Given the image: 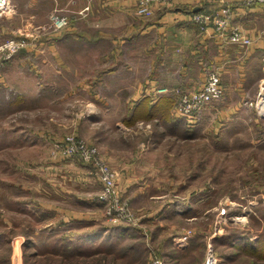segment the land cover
<instances>
[{"label":"rangeland","instance_id":"374dc122","mask_svg":"<svg viewBox=\"0 0 264 264\" xmlns=\"http://www.w3.org/2000/svg\"><path fill=\"white\" fill-rule=\"evenodd\" d=\"M71 21L69 17V24L60 30L51 29L48 21L46 29L37 33L8 24L0 27H4L0 43L19 31L28 40L9 59L24 61L19 69L12 68L14 81L5 72L7 84H0V264H147L151 254L161 252L160 243L170 242L179 230L191 234L193 229L209 238L203 249L201 242L194 246L190 257L194 263H203L209 245L218 255L238 251L241 247L223 249L227 245L220 239L242 232L262 241L258 252L241 249L237 261L222 264H264V112L258 97L228 119L219 116L218 126L212 125L218 120L215 114L206 128H182L165 135L167 141L178 140L171 158L164 162L173 175L165 185L178 191L166 192L158 203L149 195L131 201L119 186V172L114 168L116 194L132 208L135 221H111L104 214L98 170L91 161L65 152L64 145L74 135L98 148L95 139L103 142L109 136L119 141L122 133L126 144L132 145L133 132L124 130L121 123L115 126L125 114L126 100L114 97L110 90L116 82L106 77L112 62L109 50H97L80 36L64 35L61 42L53 39L75 25ZM50 41L57 44L55 54L46 48ZM120 60L117 66L123 70V56ZM17 84L30 87L31 92L22 94ZM219 100L222 96L212 101L220 104ZM140 133L138 137L144 138V132ZM29 138L35 139L33 145L25 144ZM86 180L99 185L98 204L85 201L90 193L80 183ZM61 184L66 191H74L70 194L84 196V201H66ZM169 200L174 210H167L161 222L151 221L150 214L158 212L156 206ZM187 204L189 214L176 216L186 211ZM50 207L79 209L85 219L66 222L62 211Z\"/></svg>","mask_w":264,"mask_h":264},{"label":"crops","instance_id":"0c3cea01","mask_svg":"<svg viewBox=\"0 0 264 264\" xmlns=\"http://www.w3.org/2000/svg\"><path fill=\"white\" fill-rule=\"evenodd\" d=\"M9 1L11 11L1 18L3 20L0 21V27L1 24H8L27 33H37L46 29L50 13L57 11L71 17V24L76 22L63 32L56 33L53 37L55 41H63L64 35L80 36L97 50H109L112 62L106 77L116 82V86L110 90L114 97L126 100L125 114L120 122H115V126L121 123L124 130H131L134 142L132 145L126 144V135L122 133L123 137L119 141L108 136L107 141L95 139V143L110 166L118 170L119 186L130 195L131 201L149 195L158 203L166 192L178 191L175 187L165 185L173 175L165 170L164 165L168 157L171 158L173 153L170 152L174 150L178 140L167 141L169 139L165 135H174L182 128H206L210 117L213 118L215 114L218 120L215 119L212 125L216 126L221 120L219 116L224 115L223 119H228L236 110L246 106L250 99L257 98L260 86L264 84V3L250 0H167L156 3L151 15L144 17L136 14V0ZM223 10H227V30L240 29L251 39L250 44L225 42L215 33L212 22L208 23L205 31H200L192 21V14L195 12L213 15L222 13ZM0 30L3 31L4 27ZM86 34L92 36L88 38ZM55 41L46 45L53 54L57 47ZM137 54L140 58L135 57ZM122 56L125 60L123 70L117 66ZM23 63L19 57L9 60L0 74V84L4 87L7 84L5 72L8 73V80L14 81L12 68L19 69L18 66ZM212 68L220 75L222 101L219 100L220 104L217 101L209 103L203 110L198 125L197 122L190 125L187 120L175 115L173 94L151 93L154 84L182 91L199 89L206 71ZM98 80L102 79L98 77ZM17 87H20L19 92L22 94L31 92L30 87L23 88L18 84ZM140 123H143L141 126H146L141 127ZM135 128L140 134L144 132V138L138 137ZM150 134L157 136L151 137ZM33 139H27L25 144L33 145ZM81 171V168L77 169L78 173ZM83 184L84 192L90 193L86 195L85 201L87 199L91 205L98 204L95 196L99 185L88 180L80 183V186ZM61 186L64 188L60 187L62 191L67 192L63 195L66 201L73 202V199L78 204L84 201V196L70 194V191H74H66L64 184ZM167 202L156 206L158 212L150 214L151 221L161 222L167 210H174V202ZM50 208L62 211L66 222L85 219L79 209ZM152 208L151 210L155 209ZM188 208L190 205L187 204L186 211H175L176 216H187ZM177 232L166 244L158 241L161 252L156 255L162 258L164 264H201L200 260L198 263L193 262L191 252L195 245L199 246V242L202 243V249L205 247L209 241L207 234L201 235L193 229L183 240L181 237L185 231ZM245 240L239 241L238 248L241 244L244 245L240 242H246Z\"/></svg>","mask_w":264,"mask_h":264},{"label":"built area","instance_id":"2783aa9c","mask_svg":"<svg viewBox=\"0 0 264 264\" xmlns=\"http://www.w3.org/2000/svg\"><path fill=\"white\" fill-rule=\"evenodd\" d=\"M160 1L167 0H136V14L144 17L150 16L154 5ZM250 1L264 3V0ZM10 11V1L0 0V18ZM192 21L197 25L200 31H205L208 27V23L212 22L215 33L221 36L225 42L241 45H248L251 43V39L240 29L232 28L229 31L227 30V10H223L222 13H214L213 15L203 12H195L192 14ZM68 24L69 17L67 15L60 14L57 11H52L50 13L49 26H51V29L60 30ZM26 38L27 37L22 35L19 31L16 36H12L0 43V67L3 66L18 49L25 46L28 41ZM151 93L155 95L173 94L175 98L173 105L175 115L184 118L187 120L188 124L192 125L199 120L203 110L212 100L218 99L223 95V89L220 85L219 72L215 68H212L206 71L199 89L182 91L174 87L156 86L151 89ZM263 98L264 84L260 86L257 102L261 103ZM261 111L263 113L264 109L261 108ZM141 124L143 123H140V125ZM64 146V148H66L65 152L70 155H80L82 159L91 161L92 165L98 170L102 182L101 196L105 201L104 214L107 218L114 222H126L128 224L134 223V211L126 201H122L116 194L117 172L105 161L100 150L94 145L81 141L74 135H70L66 138ZM189 235L190 231H185L181 238L184 240ZM147 264H164V261L158 255L151 254ZM202 264H219V255L211 245L208 246L205 252Z\"/></svg>","mask_w":264,"mask_h":264},{"label":"trees","instance_id":"16d2710c","mask_svg":"<svg viewBox=\"0 0 264 264\" xmlns=\"http://www.w3.org/2000/svg\"><path fill=\"white\" fill-rule=\"evenodd\" d=\"M174 102H175V98H174ZM174 102H173V105H174ZM178 118H182V117H178ZM228 240H224V239H220L222 241H225V246L223 249L225 250H229L230 248H234V247H239V241H242L244 239H246L245 243H244V247L240 246L241 249H243V252L244 253H251V254H255L258 252L259 249H257V245L258 244H262V241L261 240H253L250 236H245L244 233L242 232H238V233H235L233 234V236H230V235H225ZM253 244V245H252ZM246 245V246H245ZM252 245V247L250 246ZM242 252V253H243ZM240 252L239 251H236V252H233V253H223V255H219V264H222L224 261H237L238 258L240 257Z\"/></svg>","mask_w":264,"mask_h":264},{"label":"bare ground","instance_id":"6f19581e","mask_svg":"<svg viewBox=\"0 0 264 264\" xmlns=\"http://www.w3.org/2000/svg\"><path fill=\"white\" fill-rule=\"evenodd\" d=\"M263 99L261 100L263 102V103L261 102L262 103V106H261L262 109H264V100Z\"/></svg>","mask_w":264,"mask_h":264}]
</instances>
